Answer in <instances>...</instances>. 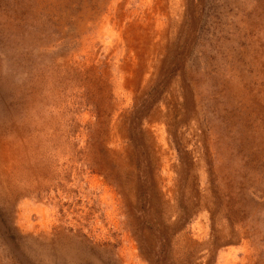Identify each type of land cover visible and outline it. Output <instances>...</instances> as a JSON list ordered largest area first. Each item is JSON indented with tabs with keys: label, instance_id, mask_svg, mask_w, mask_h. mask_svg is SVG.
Masks as SVG:
<instances>
[{
	"label": "rangeland",
	"instance_id": "rangeland-1",
	"mask_svg": "<svg viewBox=\"0 0 264 264\" xmlns=\"http://www.w3.org/2000/svg\"><path fill=\"white\" fill-rule=\"evenodd\" d=\"M0 264H264V0H0Z\"/></svg>",
	"mask_w": 264,
	"mask_h": 264
}]
</instances>
